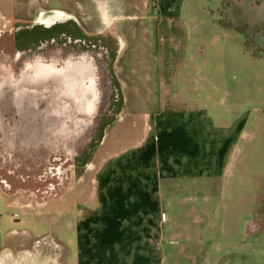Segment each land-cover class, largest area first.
<instances>
[{"label":"rangeland","instance_id":"374dc122","mask_svg":"<svg viewBox=\"0 0 264 264\" xmlns=\"http://www.w3.org/2000/svg\"><path fill=\"white\" fill-rule=\"evenodd\" d=\"M173 2L176 10L163 12L154 0H0V83L37 58L84 55L94 62L100 91L85 127L71 138L53 134L51 146L43 143L41 110L56 103L28 94L17 106L15 87L0 99V186L26 209L51 203L54 211L81 214L99 163L137 141L144 115L166 98L197 103L227 120L246 116L228 190L211 211L264 214V23L252 27L250 16L237 21L228 0ZM55 9L71 17L53 26L37 22ZM135 67L142 80L148 74L151 92L136 90ZM35 126L40 131L30 134ZM5 133L36 143L10 151ZM216 234L224 239L221 229ZM248 241L264 243V232ZM64 246L59 235L20 241L13 246L19 249L0 251V264H66Z\"/></svg>","mask_w":264,"mask_h":264},{"label":"crops","instance_id":"0c3cea01","mask_svg":"<svg viewBox=\"0 0 264 264\" xmlns=\"http://www.w3.org/2000/svg\"><path fill=\"white\" fill-rule=\"evenodd\" d=\"M154 1L163 12L176 10L173 0ZM228 1L237 21L264 23V0ZM138 70L131 72L136 90L151 92L148 74L142 80ZM246 122L245 115L227 120L197 103L164 98L144 115L139 139L99 163L78 216L51 203L28 210L0 186V251L59 235L66 264H264V243L248 241L264 232V214L211 211L228 190Z\"/></svg>","mask_w":264,"mask_h":264},{"label":"bare ground","instance_id":"6f19581e","mask_svg":"<svg viewBox=\"0 0 264 264\" xmlns=\"http://www.w3.org/2000/svg\"><path fill=\"white\" fill-rule=\"evenodd\" d=\"M44 15V12L40 14L37 18L38 23L50 25L71 17L61 9H55L51 15ZM10 87L16 89L13 97L17 106L21 105L23 98L28 94L38 100L56 103V107L41 110V118L47 125L43 143L50 146L55 141L51 138L53 134L71 138L79 133L78 128H84L85 123L95 115L100 97L94 62L84 55L69 57L62 62L37 58L27 63L17 78H14L10 71L6 73L0 83V99L4 98ZM18 115L20 116V112L16 117H19ZM35 128L36 130L31 128L30 134L40 131V127ZM4 139L10 151L32 147L36 143L34 140L25 139L20 143L13 135L7 133Z\"/></svg>","mask_w":264,"mask_h":264},{"label":"flooded vegetation","instance_id":"af4514ba","mask_svg":"<svg viewBox=\"0 0 264 264\" xmlns=\"http://www.w3.org/2000/svg\"><path fill=\"white\" fill-rule=\"evenodd\" d=\"M42 24H45V23H42ZM55 24V23H54ZM54 24H50V25H47V26H53ZM46 25V24H45Z\"/></svg>","mask_w":264,"mask_h":264}]
</instances>
